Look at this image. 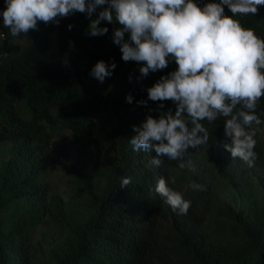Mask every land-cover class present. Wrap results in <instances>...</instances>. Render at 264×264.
<instances>
[{
	"label": "trees",
	"instance_id": "16d2710c",
	"mask_svg": "<svg viewBox=\"0 0 264 264\" xmlns=\"http://www.w3.org/2000/svg\"><path fill=\"white\" fill-rule=\"evenodd\" d=\"M211 2L219 0H196L201 7ZM6 7L0 0V153H11L0 157V264H264V202L248 196L243 209L214 204L217 188L244 195L253 185L252 174L235 169L264 166V123L255 137V165L248 167L223 146L224 118L205 120L209 143L190 148L183 163L204 148L209 162L186 175L185 186L170 184L191 201L187 214L174 212L155 187L161 176L173 179L180 162L164 157L157 167L151 164L155 152L134 151L130 139L137 134L133 126L147 116L175 112L172 101L148 100L147 92L177 70L175 61L169 58L166 69L141 78L143 62H125L113 42L118 23L102 21L108 33L89 36L90 20L108 5L98 6L91 18L76 12L58 25L38 22V30L19 38L3 27ZM235 18L264 39V6L256 15ZM100 60L117 65L103 83L90 74ZM256 111L264 121V96ZM114 152L104 186L82 190L81 203L70 204L54 181L55 165L74 161L82 179L88 159ZM123 178L131 183L122 188ZM193 183L206 190H194Z\"/></svg>",
	"mask_w": 264,
	"mask_h": 264
},
{
	"label": "clouds",
	"instance_id": "9594fccd",
	"mask_svg": "<svg viewBox=\"0 0 264 264\" xmlns=\"http://www.w3.org/2000/svg\"><path fill=\"white\" fill-rule=\"evenodd\" d=\"M2 12L3 27L12 38L27 36L38 30V22L59 24L60 18L76 12L91 18L98 6L108 5L96 18L90 20L87 34L92 37L108 33L102 21L118 23L113 42L120 46L125 62H143L141 78L166 69L169 58L177 70L162 76L147 89L148 100L172 101L176 105L159 118L152 115L131 137L134 151H154L151 164L159 167L167 157L183 161L190 148L197 149L209 143V124L224 118V148L233 159L239 158L248 167H254L257 133L264 123L257 114L258 102L264 96V39L252 28H245L241 15L258 14L264 0H219L203 7L196 0H5ZM228 6L232 15L225 14ZM69 30L73 25H69ZM130 37L126 41L125 34ZM116 63L100 60L91 75L103 83L111 77ZM127 102L132 103L131 94ZM146 105L147 100L138 102ZM163 107V104H161ZM131 178H123L121 187H127ZM169 180L161 176L155 187L174 212L187 214L191 201L174 190ZM194 190L205 186L193 183Z\"/></svg>",
	"mask_w": 264,
	"mask_h": 264
},
{
	"label": "rangeland",
	"instance_id": "374dc122",
	"mask_svg": "<svg viewBox=\"0 0 264 264\" xmlns=\"http://www.w3.org/2000/svg\"><path fill=\"white\" fill-rule=\"evenodd\" d=\"M51 45L54 50L58 48V32L54 30L51 32ZM51 146L50 148H52ZM117 151V150H116ZM118 152V151H117ZM105 153L100 158H90L85 162L81 170V178L74 172V161H69L65 163L64 161H59L54 168V181L57 188L64 195L67 201L72 205H78L82 201L81 191L86 189L89 191L91 186H96L102 188L109 178L110 165L114 160L112 156L116 154ZM119 154V152H118ZM11 155L10 152L4 150L0 153V157L8 158ZM209 162V151L206 148L202 149L194 158L189 162L185 163V167H178L174 173L173 178L175 179V187L185 186L186 175H190L199 168L207 166ZM235 171L239 174L249 175L252 174L254 183L252 186L247 187L244 190V195H240L235 190L217 188L215 189V206L219 204H230L236 209L247 208L250 199L248 196H257L264 202V166L257 165L250 172H246L240 168H236ZM89 178V181L87 179ZM184 188V187H183ZM38 237V236H37ZM43 245V252L47 251L48 247L45 243ZM39 252V256L43 257L44 253Z\"/></svg>",
	"mask_w": 264,
	"mask_h": 264
}]
</instances>
